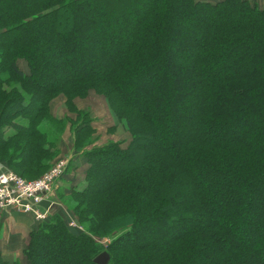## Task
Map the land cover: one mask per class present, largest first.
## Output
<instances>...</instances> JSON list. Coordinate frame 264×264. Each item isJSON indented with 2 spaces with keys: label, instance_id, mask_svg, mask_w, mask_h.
I'll list each match as a JSON object with an SVG mask.
<instances>
[{
  "label": "trees",
  "instance_id": "obj_1",
  "mask_svg": "<svg viewBox=\"0 0 264 264\" xmlns=\"http://www.w3.org/2000/svg\"><path fill=\"white\" fill-rule=\"evenodd\" d=\"M89 89L132 139L85 151L87 184L68 205L86 231L42 221L28 263L98 264L107 249L108 264H264V6L0 0V160L39 175L65 127L50 101ZM113 232L107 247L94 238ZM0 264L20 262L0 250Z\"/></svg>",
  "mask_w": 264,
  "mask_h": 264
},
{
  "label": "rangeland",
  "instance_id": "obj_2",
  "mask_svg": "<svg viewBox=\"0 0 264 264\" xmlns=\"http://www.w3.org/2000/svg\"><path fill=\"white\" fill-rule=\"evenodd\" d=\"M263 2L264 0H259L258 4L261 6L262 5L261 3ZM64 60L65 59H63V61ZM18 63L22 69L27 70L28 67L25 60L20 59L18 60ZM67 67L68 69L82 68L81 66L78 65L76 66L73 65V67H71L69 63L67 64ZM59 96L61 98L56 100L55 107L60 108L61 106H63L64 109L67 110V113L63 116H57L52 110V102ZM104 101L107 102L109 109L112 111L111 115L107 113L105 106H103ZM50 112L52 116H54L56 119H63L65 121V127L57 147L59 152L52 159L49 167L43 170L39 175L29 176L26 179L28 180L37 179L42 175H44L53 166V164L60 161L61 159H66L68 161V165L64 173L62 174L61 178H59V180L60 179L63 180L65 179V177H67L65 179L64 186L63 185L60 186L59 189H57L56 185L54 186L53 191L50 194L52 201L49 202L50 205L49 211L47 213L46 218L41 220L40 223L44 220H50L51 217L55 214H59V215L61 214L71 231H73L74 233L85 232L86 231L85 227L80 222L77 214L72 210L71 206L68 205V196L70 195V193L75 189L78 190L83 189L87 184L86 174L90 164L85 155V151L93 149L94 147L104 146L109 142H119L122 147H127L132 139V133L129 130L126 121L124 119H121L117 115L115 110L111 107L108 98L104 94L99 93L94 89H89L88 93L85 96H75L71 100V102L68 101V97L64 94H60L56 96L50 101ZM115 116L118 119V120L116 119L117 120L116 123H114V118H116ZM89 117L91 118V121ZM20 121L27 123L29 120L27 118H22L20 119ZM87 123L92 125L95 128V130L92 133L88 132V133L80 134V139L78 144L76 142L75 131L79 130L80 128L83 127V125ZM68 129L69 132L66 133ZM9 131H11V128H7V132ZM72 134H74L73 138H72ZM77 146H79L80 148L78 149ZM74 150H76V152H81L84 164L80 163L78 165H75L76 162H73V159H70L72 162L69 163L67 157L71 152L73 153ZM0 163H1L0 171H4V170L14 171L5 162H2L0 160ZM85 164L88 165L84 166ZM110 167L113 168L111 164ZM83 169H85V172L82 173ZM1 208L4 210L6 209L3 207ZM16 210L20 212L22 211L19 209ZM117 233L118 232H113L112 234L106 236L105 235L94 236V238L98 242H100L104 247H107V245L111 242V240Z\"/></svg>",
  "mask_w": 264,
  "mask_h": 264
},
{
  "label": "built area",
  "instance_id": "obj_3",
  "mask_svg": "<svg viewBox=\"0 0 264 264\" xmlns=\"http://www.w3.org/2000/svg\"><path fill=\"white\" fill-rule=\"evenodd\" d=\"M67 165L68 161L61 159L44 175L33 180L12 170L0 171V206L33 213L39 220L45 219L52 201L50 194Z\"/></svg>",
  "mask_w": 264,
  "mask_h": 264
},
{
  "label": "crops",
  "instance_id": "obj_4",
  "mask_svg": "<svg viewBox=\"0 0 264 264\" xmlns=\"http://www.w3.org/2000/svg\"><path fill=\"white\" fill-rule=\"evenodd\" d=\"M208 1L216 2L217 0H208ZM251 1L259 2V0H251ZM261 4L264 6V2ZM262 5L261 7H263ZM59 98L61 97L60 96L57 97L52 102V110L57 116H63L67 113V110L64 109L63 106H61L60 108L55 107L56 104L55 102ZM103 106H105L107 113L111 115L112 111L109 109L106 101H104ZM116 119L117 117L114 118V123H116V121L118 120ZM68 132L69 129L66 133ZM73 137L74 134H72V138ZM74 151L76 152V150ZM74 151L73 153L71 152L67 157L69 163L72 162L70 159H73V162H76L75 165H78L80 163L84 164L81 152L75 153ZM86 165L88 164H85L84 166ZM83 172H85V169L82 170V173ZM66 178L67 177H65V179ZM65 179L58 180L56 184L57 189H59L60 186L62 185L64 186ZM40 221L41 220L37 219L33 213L22 212V211L20 212L15 208L4 210L0 207V223L2 224L0 231V250L2 251V254L6 260L11 262L19 261L20 264H29L24 252L29 245L31 231H33L39 226Z\"/></svg>",
  "mask_w": 264,
  "mask_h": 264
},
{
  "label": "water",
  "instance_id": "obj_5",
  "mask_svg": "<svg viewBox=\"0 0 264 264\" xmlns=\"http://www.w3.org/2000/svg\"><path fill=\"white\" fill-rule=\"evenodd\" d=\"M110 253L107 250L102 251L97 257H95V262L98 264H108L110 261Z\"/></svg>",
  "mask_w": 264,
  "mask_h": 264
}]
</instances>
